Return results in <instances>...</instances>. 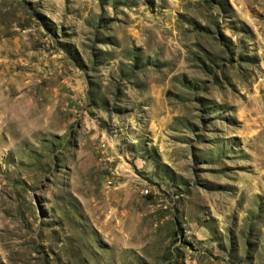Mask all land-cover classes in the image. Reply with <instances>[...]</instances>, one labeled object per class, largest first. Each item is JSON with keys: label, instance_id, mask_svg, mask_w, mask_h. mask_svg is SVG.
Listing matches in <instances>:
<instances>
[{"label": "rangeland", "instance_id": "obj_1", "mask_svg": "<svg viewBox=\"0 0 264 264\" xmlns=\"http://www.w3.org/2000/svg\"><path fill=\"white\" fill-rule=\"evenodd\" d=\"M0 264H264V0H0Z\"/></svg>", "mask_w": 264, "mask_h": 264}, {"label": "trees", "instance_id": "obj_2", "mask_svg": "<svg viewBox=\"0 0 264 264\" xmlns=\"http://www.w3.org/2000/svg\"><path fill=\"white\" fill-rule=\"evenodd\" d=\"M148 3L153 4L154 0H147Z\"/></svg>", "mask_w": 264, "mask_h": 264}]
</instances>
